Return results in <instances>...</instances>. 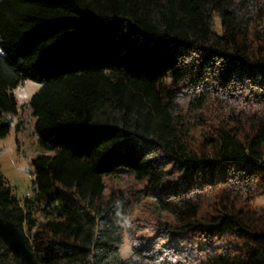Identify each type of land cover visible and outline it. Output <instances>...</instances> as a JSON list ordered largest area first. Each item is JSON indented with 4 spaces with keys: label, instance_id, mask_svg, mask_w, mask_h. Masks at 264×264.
Listing matches in <instances>:
<instances>
[{
    "label": "trees",
    "instance_id": "16d2710c",
    "mask_svg": "<svg viewBox=\"0 0 264 264\" xmlns=\"http://www.w3.org/2000/svg\"><path fill=\"white\" fill-rule=\"evenodd\" d=\"M25 80L40 153L32 198L0 171V264H264V0H0V139ZM148 199L181 228L151 247Z\"/></svg>",
    "mask_w": 264,
    "mask_h": 264
},
{
    "label": "rangeland",
    "instance_id": "374dc122",
    "mask_svg": "<svg viewBox=\"0 0 264 264\" xmlns=\"http://www.w3.org/2000/svg\"><path fill=\"white\" fill-rule=\"evenodd\" d=\"M39 88L40 84L32 80L21 82L12 90L17 101V113L3 114V119H10L11 129L6 137L0 139V171L13 187L15 193L21 197V200H24L25 196L29 198L34 196L32 159L40 153V149L34 130L35 117L29 101ZM104 180L106 194L117 192L136 184L133 177L128 174L109 175ZM254 206L263 208L264 196L257 198L254 201ZM213 210V206L208 207V209L204 210L201 217L206 219ZM41 214H38L40 218L42 217ZM159 219L170 225L174 232L181 230L174 222V218L168 214L164 213L161 217H158L152 201L149 199L142 201L138 208H135L131 220L137 235L145 246L151 247L155 243L160 242V239H157L158 232L156 229ZM167 242H161L162 247ZM162 247L157 248L156 252L162 254ZM121 253L124 257L130 256L132 253V243L128 234H125ZM155 264H166V261L161 259Z\"/></svg>",
    "mask_w": 264,
    "mask_h": 264
}]
</instances>
